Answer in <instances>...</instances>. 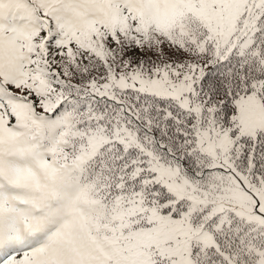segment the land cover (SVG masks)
I'll return each instance as SVG.
<instances>
[{"label": "snow or ice", "instance_id": "obj_1", "mask_svg": "<svg viewBox=\"0 0 264 264\" xmlns=\"http://www.w3.org/2000/svg\"><path fill=\"white\" fill-rule=\"evenodd\" d=\"M0 264H264V0H0Z\"/></svg>", "mask_w": 264, "mask_h": 264}]
</instances>
